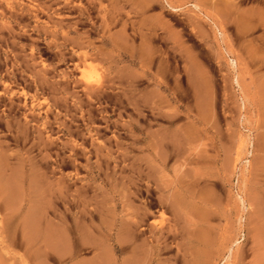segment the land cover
I'll return each mask as SVG.
<instances>
[{
	"label": "rangeland",
	"instance_id": "1",
	"mask_svg": "<svg viewBox=\"0 0 264 264\" xmlns=\"http://www.w3.org/2000/svg\"><path fill=\"white\" fill-rule=\"evenodd\" d=\"M133 258L264 264V0H0V264Z\"/></svg>",
	"mask_w": 264,
	"mask_h": 264
},
{
	"label": "bare ground",
	"instance_id": "2",
	"mask_svg": "<svg viewBox=\"0 0 264 264\" xmlns=\"http://www.w3.org/2000/svg\"><path fill=\"white\" fill-rule=\"evenodd\" d=\"M223 6V5H222ZM220 7V6H219ZM219 7H216L215 9H216V11L219 13V14H224L225 15V13H223L224 12V10H222L221 9V7L219 8ZM226 7H227V5H226ZM230 11V10H229ZM228 13V12H227ZM243 14V13H242ZM244 15V14H243ZM241 20V19H240ZM247 27H249V26H247ZM231 61L233 62V63H236V60L235 59H231ZM91 90V89H90ZM94 90V89H93ZM92 96V95H91ZM194 210V209H193ZM196 210V209H195ZM195 212H197V211H195ZM197 213H199V212H197ZM170 232V231H169ZM171 234V233H170ZM159 236L161 237L162 236V234L160 235L159 234ZM173 236V235H172ZM159 237V238H160ZM198 237V236H197ZM162 238V237H161ZM160 238V239H161ZM159 239H157V243L156 244H154V242L151 244V247H150V250H152L151 252H153V253H155V254H158V255H160L161 254V252L163 251V250H166V249H168L167 248V246H162L161 245V243H159ZM161 242V241H160ZM154 254V255H155ZM135 260H137V261H135ZM140 261V260H139ZM128 262H130L131 264H138L137 262H138V259L136 258V259H134L133 258V260L131 261H128ZM126 264H129V263H126Z\"/></svg>",
	"mask_w": 264,
	"mask_h": 264
}]
</instances>
